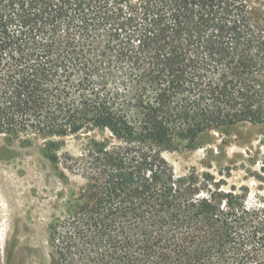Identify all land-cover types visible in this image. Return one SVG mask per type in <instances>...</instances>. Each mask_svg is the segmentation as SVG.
<instances>
[{
    "label": "trees",
    "instance_id": "16d2710c",
    "mask_svg": "<svg viewBox=\"0 0 264 264\" xmlns=\"http://www.w3.org/2000/svg\"><path fill=\"white\" fill-rule=\"evenodd\" d=\"M264 127V0H0V135L86 143L58 264H264V202L163 154Z\"/></svg>",
    "mask_w": 264,
    "mask_h": 264
},
{
    "label": "rangeland",
    "instance_id": "374dc122",
    "mask_svg": "<svg viewBox=\"0 0 264 264\" xmlns=\"http://www.w3.org/2000/svg\"><path fill=\"white\" fill-rule=\"evenodd\" d=\"M93 137L112 136L87 131L55 138L60 143L56 165L43 139L0 135V264H58L52 230L82 204L87 182L76 164ZM163 156L178 178L193 170L208 173L220 181L223 193L235 189L248 205L264 202L262 126L244 123L214 130Z\"/></svg>",
    "mask_w": 264,
    "mask_h": 264
}]
</instances>
